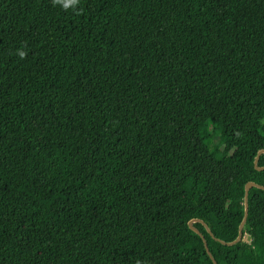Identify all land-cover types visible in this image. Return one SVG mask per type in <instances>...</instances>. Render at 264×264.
Here are the masks:
<instances>
[{
	"label": "trees",
	"instance_id": "trees-1",
	"mask_svg": "<svg viewBox=\"0 0 264 264\" xmlns=\"http://www.w3.org/2000/svg\"><path fill=\"white\" fill-rule=\"evenodd\" d=\"M260 151L264 0H0V264H264Z\"/></svg>",
	"mask_w": 264,
	"mask_h": 264
},
{
	"label": "water",
	"instance_id": "water-1",
	"mask_svg": "<svg viewBox=\"0 0 264 264\" xmlns=\"http://www.w3.org/2000/svg\"><path fill=\"white\" fill-rule=\"evenodd\" d=\"M260 155H264V151H260V152L257 154V156H256V158H255V160H254V169H255L256 171H264V167H259V166L257 165L258 158H259ZM252 188H256V189H260V190H263V191H264V187H263V186H259V185L255 184V183H253V182H249V183H247V184L245 185V187H244V216H243V219H242V221H241V223H240V225H239V227H238V236H237L236 240L233 241V242H231V243H224V242H219L218 240H216V241H218L219 243H221L222 245L231 246V245H234V244L238 243V242L243 238V228H244V225H245V222H246V219H247V215H248L247 197H248V193H249V191H250ZM195 223H201V224H203V223H202L201 221H199V220H191V221L188 223V228H189L190 230H192L194 233H196V234L201 238V240H202V242H203V245H204V248H205V251H206L208 257L211 259V261H212L213 264H216V262L214 261V259L212 258L211 254H210V252H209V249H208V246H207V243H206V240H205L204 236H203V235H202V234H201L196 228H194L193 225H194ZM210 235H211V234H210ZM211 237H212V236H211ZM212 238H213V237H212Z\"/></svg>",
	"mask_w": 264,
	"mask_h": 264
},
{
	"label": "clouds",
	"instance_id": "clouds-1",
	"mask_svg": "<svg viewBox=\"0 0 264 264\" xmlns=\"http://www.w3.org/2000/svg\"><path fill=\"white\" fill-rule=\"evenodd\" d=\"M73 2H75V0H73ZM19 55H20V56H23L24 53H23V52H20Z\"/></svg>",
	"mask_w": 264,
	"mask_h": 264
}]
</instances>
